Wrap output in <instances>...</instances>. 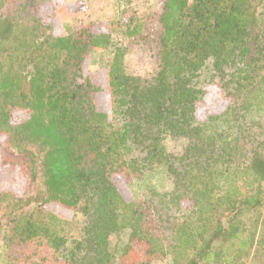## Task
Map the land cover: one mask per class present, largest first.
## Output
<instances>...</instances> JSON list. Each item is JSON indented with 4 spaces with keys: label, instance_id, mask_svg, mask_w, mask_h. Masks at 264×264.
Here are the masks:
<instances>
[{
    "label": "trees",
    "instance_id": "1",
    "mask_svg": "<svg viewBox=\"0 0 264 264\" xmlns=\"http://www.w3.org/2000/svg\"><path fill=\"white\" fill-rule=\"evenodd\" d=\"M9 1L0 167H18L26 185L0 191L4 245L40 251L32 264H264V0H163L158 68L145 78L126 71L111 35L146 40L145 18L56 35L39 9L46 0L2 15ZM108 48L106 108L103 83L82 70ZM207 86L223 102L201 116ZM170 138L186 141L179 156ZM156 174L170 191L157 190ZM53 206L86 217L78 239L60 233Z\"/></svg>",
    "mask_w": 264,
    "mask_h": 264
},
{
    "label": "rangeland",
    "instance_id": "2",
    "mask_svg": "<svg viewBox=\"0 0 264 264\" xmlns=\"http://www.w3.org/2000/svg\"><path fill=\"white\" fill-rule=\"evenodd\" d=\"M21 0H10L5 8L1 11L2 15L13 10ZM46 4L39 7L43 10L44 20L52 25L56 35L74 33L81 28H89L93 31L109 30L113 24L118 23L124 26L133 20L145 18L147 24L144 35L146 40L138 42L128 41L120 36V33L112 31V41L114 44L121 43L126 48L125 65L126 71L138 77H150L158 68L157 48L154 42L158 24L156 15L160 12L163 0H46ZM46 6V7H45ZM43 7H45L43 9ZM34 11L36 8L33 7ZM39 10V11H40ZM151 16V17H149ZM111 31V30H110ZM121 41V42H119ZM112 56V49L92 50L83 63L82 73L84 75H93L103 83L102 101L109 104L107 90V68ZM210 86V85H209ZM207 86V93L204 101L201 103L198 111L202 116L211 111H216L221 107L222 99L215 88ZM1 141V138H0ZM186 144V141L180 139H167L165 141L168 151L179 156ZM5 152L0 149V156ZM5 155V154H4ZM18 167L7 168L0 167V191H10L15 195H20L24 191L26 179L20 173ZM157 186L161 193L170 191V179L163 174H156L151 181ZM137 195L136 199L141 201L144 193L133 189ZM56 214L57 229L70 241L78 239L82 234L83 225L86 217L81 213H75L69 217L64 210L57 206L50 207ZM264 215V208L261 212ZM127 232L118 235H111L110 247L112 250L124 245L127 240ZM41 252L33 250L28 246L11 244L4 245L0 236V264H32L33 261L41 256ZM159 260H155V263ZM161 263H166L163 260Z\"/></svg>",
    "mask_w": 264,
    "mask_h": 264
}]
</instances>
